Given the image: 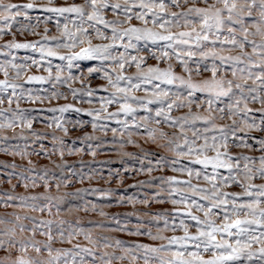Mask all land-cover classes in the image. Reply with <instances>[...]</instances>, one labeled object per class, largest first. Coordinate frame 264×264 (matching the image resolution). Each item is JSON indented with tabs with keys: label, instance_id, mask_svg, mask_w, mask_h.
Returning <instances> with one entry per match:
<instances>
[{
	"label": "snow or ice",
	"instance_id": "1",
	"mask_svg": "<svg viewBox=\"0 0 264 264\" xmlns=\"http://www.w3.org/2000/svg\"><path fill=\"white\" fill-rule=\"evenodd\" d=\"M0 153V264H264V0H0Z\"/></svg>",
	"mask_w": 264,
	"mask_h": 264
},
{
	"label": "rangeland",
	"instance_id": "2",
	"mask_svg": "<svg viewBox=\"0 0 264 264\" xmlns=\"http://www.w3.org/2000/svg\"><path fill=\"white\" fill-rule=\"evenodd\" d=\"M14 2H25V0H14ZM40 2H47V0H40ZM58 3H64V2H68L71 3L72 0H57ZM31 38V37H30ZM21 55H23L24 53L21 52ZM99 83H103L102 81H100ZM25 107L29 106V105H24ZM34 127H36L37 129L41 128L42 125L41 124H34ZM90 130V129H89ZM131 150V149H130ZM33 160H38L39 163H48L47 160H41L38 157H32ZM55 159V157H54ZM70 160H75L77 159V157H69ZM85 160H89L90 157L85 156L84 157ZM98 159H105V157L103 155L99 156ZM0 161H6L7 163L11 164L12 162H15L17 165H22V164H26V161L21 160L19 157H13L10 156L6 153H0ZM113 167H119V164H114ZM9 170L5 169L3 167V165H0V194H2L3 190H8L11 188V185L7 182V172ZM135 179H146L145 176H138L135 177ZM134 181L132 178H128L126 180V185L128 184H132ZM12 183L15 184L17 183V180L15 178L12 179ZM102 183V182H100ZM113 187H115V184L112 185ZM17 191H23V189H17ZM129 191H133V189H129ZM138 207H142V206H138ZM154 208H160V207H166V208H170L171 205L165 204V205H154ZM127 210H131V206H120V207H114L113 209H111V211H127ZM11 212V209H5L3 206H0V215H3L5 212ZM81 242L86 243L83 241V238H79ZM59 246V245H58ZM64 246H69V245H64ZM3 253H0V255H2Z\"/></svg>",
	"mask_w": 264,
	"mask_h": 264
}]
</instances>
